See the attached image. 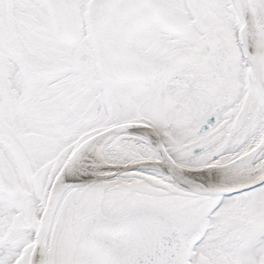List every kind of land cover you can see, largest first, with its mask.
<instances>
[{"label":"snow or ice","instance_id":"snow-or-ice-1","mask_svg":"<svg viewBox=\"0 0 264 264\" xmlns=\"http://www.w3.org/2000/svg\"><path fill=\"white\" fill-rule=\"evenodd\" d=\"M0 264H264V0H0Z\"/></svg>","mask_w":264,"mask_h":264}]
</instances>
